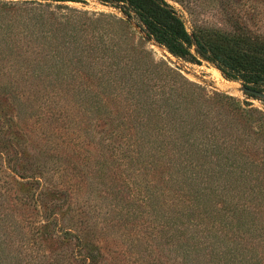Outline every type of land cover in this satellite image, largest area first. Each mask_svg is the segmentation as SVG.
Segmentation results:
<instances>
[{
    "label": "rangeland",
    "instance_id": "obj_1",
    "mask_svg": "<svg viewBox=\"0 0 264 264\" xmlns=\"http://www.w3.org/2000/svg\"><path fill=\"white\" fill-rule=\"evenodd\" d=\"M165 1L189 32L242 27L264 36V0ZM103 14L121 15L98 0H0V86L7 94L0 98L10 115L21 109L15 125L9 121L17 138L0 151L5 264H181L182 250L190 247L182 236H200L202 224L214 222L228 205L222 193H214L193 210L184 208L183 178L160 172V155L148 149L160 145V138L119 135L145 126L131 116L139 107L130 95L97 85L105 61L94 46L116 41L107 25L91 24ZM67 17L75 25L71 42ZM134 29L160 69L164 62L208 94L229 95L264 112L263 99L244 93L239 81L225 78L210 62L173 56ZM85 46L92 48L89 59L71 52ZM29 64L40 87L26 81ZM188 249L186 264H192L195 253Z\"/></svg>",
    "mask_w": 264,
    "mask_h": 264
},
{
    "label": "trees",
    "instance_id": "obj_2",
    "mask_svg": "<svg viewBox=\"0 0 264 264\" xmlns=\"http://www.w3.org/2000/svg\"><path fill=\"white\" fill-rule=\"evenodd\" d=\"M41 1L71 0H33L38 4ZM98 1L121 15H100L106 19L104 24L97 15L91 20V24L98 22L102 28L107 25L116 36L111 47L94 46L105 61L97 85L108 93L119 95L121 91L130 95L139 107L131 116L138 126H145L119 135L143 138L148 134L160 138V145L148 149L160 155V172L183 178L185 188L179 200L184 208L193 210L197 201L203 202L214 193H222L228 200V205L213 216L214 222L202 224L200 236H182L190 247L182 250L181 264L188 263L186 249L195 253L189 261L192 264H264V112L229 95L208 94L164 62L160 69L159 62L148 57L150 51L133 24L173 56L188 60L199 57L213 64L225 78L263 92L264 36L242 27L231 33L205 28L189 32L165 0ZM72 22L67 17L68 42L76 35ZM91 51L88 46L71 50L78 59L83 55L89 59L87 54ZM32 69L35 70L32 64L26 66V81L33 88L40 87ZM154 93L158 97L153 100ZM0 95L7 98L2 85ZM1 99L2 152L8 141L13 142L11 138H17L18 133L9 128L10 122L15 125L21 109L10 115V106ZM153 103H158L157 109L152 108ZM147 105L152 107L144 108ZM21 169L27 170L25 166ZM5 258L0 254V264H5Z\"/></svg>",
    "mask_w": 264,
    "mask_h": 264
},
{
    "label": "water",
    "instance_id": "obj_3",
    "mask_svg": "<svg viewBox=\"0 0 264 264\" xmlns=\"http://www.w3.org/2000/svg\"><path fill=\"white\" fill-rule=\"evenodd\" d=\"M133 26H134L136 29H138V31H139L140 33H142V32L139 30V28H138L135 24H133ZM142 34H143V33H142ZM148 38H149V37H148ZM242 90H243L244 92H248V93H250V94H252V95H254V96H257L258 98H261V99L264 100V92H263V91H260V90L254 89V88H246V87H242Z\"/></svg>",
    "mask_w": 264,
    "mask_h": 264
}]
</instances>
